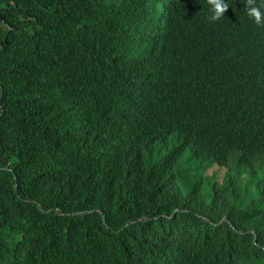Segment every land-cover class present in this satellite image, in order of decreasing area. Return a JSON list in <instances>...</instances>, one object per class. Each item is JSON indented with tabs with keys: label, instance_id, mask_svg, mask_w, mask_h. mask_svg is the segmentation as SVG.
I'll use <instances>...</instances> for the list:
<instances>
[{
	"label": "trees",
	"instance_id": "1",
	"mask_svg": "<svg viewBox=\"0 0 264 264\" xmlns=\"http://www.w3.org/2000/svg\"><path fill=\"white\" fill-rule=\"evenodd\" d=\"M245 2L0 0V264H264Z\"/></svg>",
	"mask_w": 264,
	"mask_h": 264
},
{
	"label": "clouds",
	"instance_id": "2",
	"mask_svg": "<svg viewBox=\"0 0 264 264\" xmlns=\"http://www.w3.org/2000/svg\"><path fill=\"white\" fill-rule=\"evenodd\" d=\"M211 12L210 19L217 21L224 17L225 11L229 8L227 0H206ZM264 0H246L245 14L251 21L259 26L264 27ZM252 87L260 94V101L264 102V88L255 84ZM254 125L258 131L261 142L264 141V106L258 105L254 110ZM251 142H253L250 139ZM224 221V218L220 222Z\"/></svg>",
	"mask_w": 264,
	"mask_h": 264
}]
</instances>
